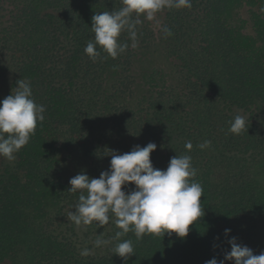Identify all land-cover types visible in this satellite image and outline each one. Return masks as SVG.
<instances>
[{"label":"trees","instance_id":"obj_1","mask_svg":"<svg viewBox=\"0 0 264 264\" xmlns=\"http://www.w3.org/2000/svg\"><path fill=\"white\" fill-rule=\"evenodd\" d=\"M121 7L122 0H0V100L22 78L46 109L16 159L0 157V264H205L223 260L233 237L254 255L264 251V0H192L154 21L141 16L138 47L116 59L101 51L93 62L84 52L92 16ZM120 40L131 45L127 32ZM152 47L160 57L144 55L137 82L138 54ZM237 115L249 122L240 135L228 131ZM205 140L211 146L201 149ZM150 142L154 168L166 170L176 154L192 157L204 215L184 238L137 240L129 232L121 240H132L135 255L125 262L113 252L114 216L103 227L69 219L80 193L68 192L58 170L64 154L78 153L99 178L110 167L108 150ZM98 235L109 243L96 247Z\"/></svg>","mask_w":264,"mask_h":264},{"label":"clouds","instance_id":"obj_2","mask_svg":"<svg viewBox=\"0 0 264 264\" xmlns=\"http://www.w3.org/2000/svg\"><path fill=\"white\" fill-rule=\"evenodd\" d=\"M191 7L192 0H122L119 10H106L92 16L94 39L87 42L84 52L93 62L101 58V51L107 57L116 59L129 47H138V26L143 23L141 16L147 21H154L157 14L165 9ZM161 31L166 38L173 35L166 25L161 27ZM123 32L128 33L131 45L120 40ZM17 85L11 94L0 100V157L8 161H14L16 153L29 143L38 124L44 121L43 113L46 110L44 105L33 99L29 82L21 78ZM248 123L243 116L237 115L230 122L228 131L240 135L247 132ZM210 146L209 140L199 145L201 149ZM156 148L157 145L150 142L144 147L137 145L123 154L108 150L110 167L99 178H90L82 171L69 180L68 192L76 193L79 190L80 193L75 211L68 213L69 219L77 227L93 222L103 227L114 216L120 231L115 233L113 239L120 242L115 245L113 252L125 262L135 255L132 240H121L129 232H133L137 240L145 234L163 236L165 233H175L184 238L188 235L189 225L204 215L200 203L203 187L192 179L197 174L192 157L176 154L170 159L166 170H162L154 168L150 160V154ZM192 148L191 141H187L186 152ZM129 184L135 185V189L123 191L122 186ZM230 231L225 229L224 235L228 236ZM108 243L101 235L95 240L96 247ZM228 243L230 251L223 260L218 262L212 258L205 264H224L225 261L264 264V251L254 255L252 249L238 243L235 237ZM81 255H88V250L84 249Z\"/></svg>","mask_w":264,"mask_h":264},{"label":"rangeland","instance_id":"obj_3","mask_svg":"<svg viewBox=\"0 0 264 264\" xmlns=\"http://www.w3.org/2000/svg\"><path fill=\"white\" fill-rule=\"evenodd\" d=\"M239 14L241 18L246 19L247 24L245 32H247L248 34H253L250 21L248 20L247 9L244 7L241 8ZM138 55L139 57L137 59L136 66H134L132 70V74L137 79V82H139L138 77L141 75L143 67L146 66L144 65L146 62L142 60L144 58V55L149 56L151 59H155L156 57H158L159 59L160 53L159 51H156L155 47H152L147 51H141ZM82 171L90 177L91 174L88 168V164L78 153H69L63 155L58 170V175H60L62 179L69 182L71 178L81 173Z\"/></svg>","mask_w":264,"mask_h":264}]
</instances>
